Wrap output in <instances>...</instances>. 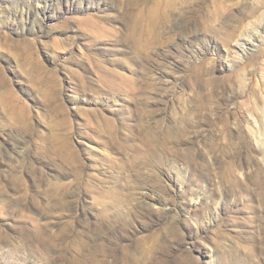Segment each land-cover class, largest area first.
<instances>
[{"label": "rangeland", "instance_id": "rangeland-1", "mask_svg": "<svg viewBox=\"0 0 264 264\" xmlns=\"http://www.w3.org/2000/svg\"><path fill=\"white\" fill-rule=\"evenodd\" d=\"M73 263L264 264V0H0V264Z\"/></svg>", "mask_w": 264, "mask_h": 264}, {"label": "bare ground", "instance_id": "bare-ground-1", "mask_svg": "<svg viewBox=\"0 0 264 264\" xmlns=\"http://www.w3.org/2000/svg\"><path fill=\"white\" fill-rule=\"evenodd\" d=\"M81 246H82V245H81ZM81 249H82V248H81ZM83 251H87V250H83ZM99 251H100V250H99ZM101 251H102V250H101ZM92 252H93V251H92ZM29 253H30V252H29ZM95 253H96V252H95ZM102 253H103V252H102ZM102 253H101V254H102ZM88 254H89V253H88ZM93 254H94V253H93ZM97 254H98V252H97ZM134 255H135V254H134ZM138 255H139V254H138ZM31 256H32V255H31ZM94 256H95V255H93V257H94ZM128 256H129V255H128ZM145 258H146V257H145ZM87 259H88V258H87ZM98 259H99V258H98ZM94 260H95V259H94ZM76 261H77V260H76ZM99 261H102V260H99ZM141 261H142V260H141ZM73 262H74V261H73ZM78 262H79V261H78ZM130 262H131V261H130ZM74 263H75V262H74ZM74 263H73V264H74Z\"/></svg>", "mask_w": 264, "mask_h": 264}]
</instances>
